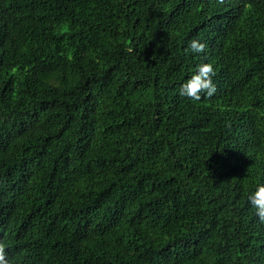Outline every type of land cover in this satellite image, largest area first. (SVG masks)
<instances>
[{"label": "trees", "instance_id": "16d2710c", "mask_svg": "<svg viewBox=\"0 0 264 264\" xmlns=\"http://www.w3.org/2000/svg\"><path fill=\"white\" fill-rule=\"evenodd\" d=\"M259 185L264 0H0L9 264H264Z\"/></svg>", "mask_w": 264, "mask_h": 264}, {"label": "clouds", "instance_id": "9594fccd", "mask_svg": "<svg viewBox=\"0 0 264 264\" xmlns=\"http://www.w3.org/2000/svg\"><path fill=\"white\" fill-rule=\"evenodd\" d=\"M189 47L192 52L198 53L203 52L206 45L193 39L189 42ZM214 75L215 72L211 63L198 65L196 73L181 85L180 95L195 101L202 99L201 92H205L208 97H211L216 92V86L212 81ZM249 201L256 210V216L264 223V185L257 187L256 191L250 195ZM0 264H9L6 256V246L3 242H0Z\"/></svg>", "mask_w": 264, "mask_h": 264}]
</instances>
